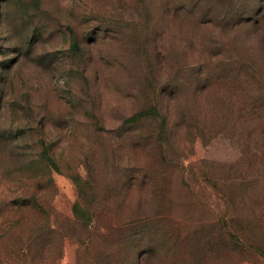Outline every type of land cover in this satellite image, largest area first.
Returning <instances> with one entry per match:
<instances>
[{"label":"rangeland","instance_id":"rangeland-1","mask_svg":"<svg viewBox=\"0 0 264 264\" xmlns=\"http://www.w3.org/2000/svg\"><path fill=\"white\" fill-rule=\"evenodd\" d=\"M188 2L0 0V259L4 262L11 260L9 257L18 245L15 235L22 227L18 225L14 231L15 219L36 215L29 212L16 217L11 203L17 197L35 195L53 209L56 221L61 224L64 220L62 223L70 227L61 258L55 251L41 264H93L83 258L76 239L79 232L74 227L71 230L73 221L70 222L77 200L71 175L86 174L84 163L89 155L95 159L98 175L95 209L100 216L92 229L94 236H113L122 232L124 223L127 228L131 226L134 217L121 225L114 214L119 202H110L114 185L109 174L110 139L120 132L126 117L149 102L145 77L151 64L143 55L144 45H148L150 56L155 58L153 63L159 59L156 65L161 68L164 81L179 65L183 67L181 79H187L184 71L201 68L199 57L208 50L211 40L220 33H235L237 69L242 67L248 72L246 82L242 78L237 80L238 100L247 102L243 105L242 101L240 109L243 112L246 108L250 113L252 106L262 107L244 120L239 102L234 135L203 130L190 147L176 122L175 113L181 103L177 106L166 97L164 107L173 118V140L166 150L167 161L159 156L149 171L171 174L167 191L176 205L172 217L183 224L213 222L215 212L228 211L238 215V221L231 224L252 220L250 214L255 205L249 194L224 200L223 192L201 191L199 184L191 192L184 183L188 180L195 184L191 172L231 176V164L237 166L240 176L264 178V0H207L204 2L211 9L215 7L216 14L202 15L201 20L198 10L186 7ZM231 5L237 11H229V19L239 15L245 18L239 26L226 29L223 18ZM78 39L81 50L76 44ZM216 97L212 93L209 99L214 101ZM194 108L202 112L200 107ZM89 112L105 125L104 147L93 141ZM43 146L52 148L62 170L52 172L54 185L47 190L41 185L45 169L36 163ZM134 195L133 202L130 198L119 203L129 210L126 216L130 212L144 215L157 208L145 189L135 188ZM196 204L202 209L192 212ZM254 225L250 237L264 247V229L259 223ZM243 251L218 258L210 254L202 260L189 256L186 261L180 258L178 264H264V258ZM122 253L121 257L110 259L109 264H138L132 250L123 249ZM163 255L155 254L148 262L139 264H174L173 257Z\"/></svg>","mask_w":264,"mask_h":264},{"label":"trees","instance_id":"trees-1","mask_svg":"<svg viewBox=\"0 0 264 264\" xmlns=\"http://www.w3.org/2000/svg\"><path fill=\"white\" fill-rule=\"evenodd\" d=\"M204 1L207 0H189L186 6L192 11L198 10L200 20L202 15L206 17L216 14L215 7L211 9ZM229 11L236 13V6H228L223 18L224 27L230 29L242 24L245 17L239 15L233 20L229 19ZM79 42L78 39L76 44L81 50ZM235 47V33H220L219 37L214 38L207 45L208 50L205 54L199 57L202 69L185 70L187 79H181L183 67L179 65L177 70L173 69L168 75L169 78L164 81L161 68L156 65L159 59L153 63L152 60L155 58L150 56L148 45L146 47L144 45L143 55L151 64L147 68L145 77L149 102L126 117L121 123L120 132L110 139L112 155L109 174L114 181L113 200L111 199L110 202L116 204V201L121 203L122 199L130 198L133 202L136 196L135 188H141L149 192L151 197L149 200L153 199L156 209L159 210L154 209V212L144 215L130 212V215L126 216L129 210L118 203V208L114 209L118 222L122 225L125 219L132 220L134 217L131 226L127 228L124 223L122 232L113 236L100 233L94 236L92 229L100 216L95 209L98 202V175L95 159L89 155L84 163L86 174L71 175L77 188V200L73 206V217L70 219V222L73 221L71 230L76 229L79 232L76 239L81 245L83 258L86 257L93 264H109L110 259L122 256L123 249L130 252L132 250L133 259L138 264L143 261L148 262L155 254L171 256L174 264H178L180 258L186 261L185 259L190 256L202 260L210 254L218 258L220 255H234L241 249L245 254L264 258L263 245H258L250 237L253 227L256 226L254 223L261 224L264 229V178L256 177L253 180L252 176H240L238 175L240 170L234 164L228 165L229 173L231 172L232 175L226 178L213 177L202 171L200 174L191 172L195 184L185 180L184 187L187 190L192 192L199 184L201 191L209 190L213 194L223 192L224 200L249 194L248 197H252L255 209L250 214L252 220L245 224L243 221H240L239 225L231 224L238 221L236 217L238 215L228 211L227 214L215 212L216 221L209 223L191 221V225H186L178 221L176 216L172 217L171 211L176 205L167 191L171 174H155L149 171L150 166L159 156L167 161L166 150L173 140L171 128L173 118L164 107L166 97L174 101L177 106L179 102L181 103L179 112L175 113L176 122L190 147L194 146L203 130H217L234 135L237 130L239 102V110L244 120L251 116L252 111H258L257 105L252 106L250 113L245 111L246 108L243 112L240 109L242 101L245 105L246 99L238 100L237 80L242 78L246 82L248 72L246 73L242 67L237 69L238 61L233 51ZM165 92L169 96H164ZM212 93L217 95L214 101L209 99ZM191 101L194 103L192 104ZM195 106L200 107L202 112H196ZM91 112L88 113V118L94 133L93 141L97 142L96 146L104 147L106 143L102 132L105 133V125L101 118ZM98 135L101 137L99 138ZM36 161L45 169L41 181L42 187L45 190L51 189L54 185L52 172L62 171L56 154L52 148L43 146L42 151L37 154ZM11 204L15 207L16 217L29 212H34L37 216L32 214L30 218H22L21 215L15 217L14 231L18 225L22 227L20 233L15 235L18 245L9 257L11 260L4 262L1 257L0 264H16V262L22 264L21 261L41 264L46 256L56 252L58 259L59 256L61 258L64 241L70 237V227L62 223L64 220L61 224L60 221H56L53 209L43 204L41 198L35 195L17 197ZM138 204L141 208L139 200ZM196 209L202 208L196 204L192 212Z\"/></svg>","mask_w":264,"mask_h":264}]
</instances>
